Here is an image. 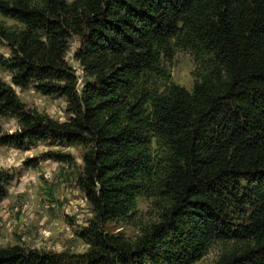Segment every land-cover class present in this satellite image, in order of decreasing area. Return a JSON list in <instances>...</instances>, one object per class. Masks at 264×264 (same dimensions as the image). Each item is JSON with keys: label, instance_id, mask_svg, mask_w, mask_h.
Returning <instances> with one entry per match:
<instances>
[{"label": "trees", "instance_id": "1", "mask_svg": "<svg viewBox=\"0 0 264 264\" xmlns=\"http://www.w3.org/2000/svg\"><path fill=\"white\" fill-rule=\"evenodd\" d=\"M0 14L19 23L0 20V66L69 114L27 109L0 80V116L21 128L0 142L91 144L78 181L95 212L86 252L15 245L0 264H196L217 244L216 264H264V0H0ZM179 51L195 62L191 89L166 66ZM139 197L160 221L136 239L107 232Z\"/></svg>", "mask_w": 264, "mask_h": 264}, {"label": "rangeland", "instance_id": "2", "mask_svg": "<svg viewBox=\"0 0 264 264\" xmlns=\"http://www.w3.org/2000/svg\"><path fill=\"white\" fill-rule=\"evenodd\" d=\"M8 25H19L14 19L0 14ZM79 38L69 43L67 60L75 69L81 83L84 70L76 58ZM0 52L9 55L10 49L0 43ZM166 66L173 82L191 89L194 84L195 62L191 54L179 51ZM0 80L11 84L27 109H36L66 121L67 99L44 95L34 86L22 88L12 83V74L0 66ZM1 134H15L21 128L16 117L0 116ZM91 144L69 145L51 139L30 141L21 147L0 142V177L6 196L0 202V249L21 246L41 252L79 254L90 245L80 236L81 230L95 217L94 207L79 184L84 167V155ZM62 157V158H61ZM163 210L152 200L138 198L134 216L126 220H109L104 229L113 234L136 239L151 224L159 222ZM221 253L219 244L196 264H216Z\"/></svg>", "mask_w": 264, "mask_h": 264}]
</instances>
